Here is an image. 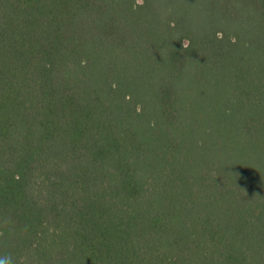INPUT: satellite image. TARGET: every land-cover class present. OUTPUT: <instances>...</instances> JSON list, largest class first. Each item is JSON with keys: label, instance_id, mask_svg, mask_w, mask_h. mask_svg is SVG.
<instances>
[{"label": "trees", "instance_id": "trees-1", "mask_svg": "<svg viewBox=\"0 0 264 264\" xmlns=\"http://www.w3.org/2000/svg\"><path fill=\"white\" fill-rule=\"evenodd\" d=\"M264 264V0H0V264Z\"/></svg>", "mask_w": 264, "mask_h": 264}, {"label": "clouds", "instance_id": "clouds-1", "mask_svg": "<svg viewBox=\"0 0 264 264\" xmlns=\"http://www.w3.org/2000/svg\"><path fill=\"white\" fill-rule=\"evenodd\" d=\"M6 264H11V262L8 258H6Z\"/></svg>", "mask_w": 264, "mask_h": 264}]
</instances>
